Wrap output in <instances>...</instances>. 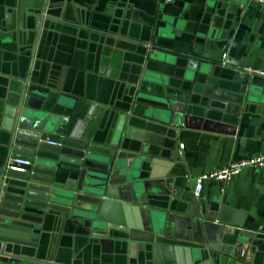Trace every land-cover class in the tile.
<instances>
[{"label": "crops", "instance_id": "0c3cea01", "mask_svg": "<svg viewBox=\"0 0 264 264\" xmlns=\"http://www.w3.org/2000/svg\"><path fill=\"white\" fill-rule=\"evenodd\" d=\"M246 69L264 72L257 0H0V165L21 91L37 85L48 90L45 109L120 152V170L131 161L129 171L148 180L154 167L168 169L172 191L148 195L151 211L180 213L195 196L203 212L225 206L241 219L248 241L209 249L214 264H264V168L193 192L199 174L264 155V74ZM244 73L254 86L246 96L234 82ZM168 100L206 120L169 124ZM107 233L102 241L83 218L67 217L16 254L27 264H153L147 232ZM9 256L0 248V264Z\"/></svg>", "mask_w": 264, "mask_h": 264}, {"label": "water", "instance_id": "95a60500", "mask_svg": "<svg viewBox=\"0 0 264 264\" xmlns=\"http://www.w3.org/2000/svg\"><path fill=\"white\" fill-rule=\"evenodd\" d=\"M237 77V93L250 95L254 86L248 74ZM46 91L24 86L8 131L0 165V248L10 255L3 264H27L28 258L17 255L21 248L15 246L37 247L55 221L67 217L83 218L102 241L111 240L110 229L123 230L128 237L134 230L147 232L156 242L153 264H214L209 249L221 251L223 243L240 247L248 241L242 239L250 234L241 232L242 221L232 218L230 208L211 205L203 212L195 196L179 211L188 215L151 211L149 207L157 205L150 204L148 195L172 191L175 181L168 169L154 167L148 180L129 171L131 161L127 160V172L120 170V152L82 134V121L71 122L44 108ZM235 98H230L227 110L233 109ZM161 108L173 126L206 120L183 102L168 100ZM139 216L145 217L141 225Z\"/></svg>", "mask_w": 264, "mask_h": 264}, {"label": "built area", "instance_id": "2783aa9c", "mask_svg": "<svg viewBox=\"0 0 264 264\" xmlns=\"http://www.w3.org/2000/svg\"><path fill=\"white\" fill-rule=\"evenodd\" d=\"M165 1L169 2L170 0H165ZM257 1L264 4V0H257ZM222 62L223 63L225 62V55H222ZM246 70L248 72L255 71L262 75L264 74V72L260 70H252V69H246ZM180 146H183V144H180ZM14 161L18 163H26V161L20 159H16ZM7 167L16 170H23L21 167L15 165H8ZM245 167L264 168V155H254L251 157L233 160L219 169L203 172L199 174L195 178L194 191H193L194 194L196 196L200 194L204 181L213 179L217 181L228 182L230 179H232L234 175L239 173Z\"/></svg>", "mask_w": 264, "mask_h": 264}]
</instances>
